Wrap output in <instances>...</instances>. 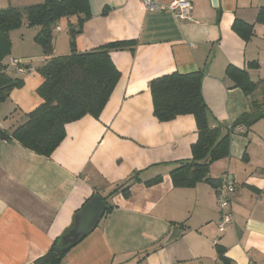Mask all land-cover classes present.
<instances>
[{
	"label": "crops",
	"instance_id": "0c3cea01",
	"mask_svg": "<svg viewBox=\"0 0 264 264\" xmlns=\"http://www.w3.org/2000/svg\"><path fill=\"white\" fill-rule=\"evenodd\" d=\"M88 1L91 16L75 36L77 51L115 40L136 44L110 51L120 77L99 117L67 123L65 137L46 157L11 139V133L42 101L37 68L70 52V36L63 30L76 16L66 17L65 27L56 22L60 31H52L49 55L34 41L35 30L20 34L17 43L33 50L23 53L28 59L21 65L29 69L19 74L23 84L0 102V131L9 135L0 138V264H32L69 228L89 197L105 195L134 171L140 182L130 186L129 196L110 197L114 208L60 264H264V117L248 128L233 127L228 156L209 167L212 179L234 184L233 220L219 232L216 187L206 182L174 187L169 176L191 157L194 118L184 114L159 121L149 91L155 77L200 70L210 126L224 133L241 114L264 113V21H255L264 0H217V6L189 0V20H177L166 7L147 10L140 0ZM170 1L160 0L162 5ZM235 19L253 24L250 39L233 30ZM228 65L245 70L256 83L251 93L235 86ZM156 175L160 182L144 184ZM174 227L181 230L178 237L164 243ZM158 243L160 248L138 261L142 250Z\"/></svg>",
	"mask_w": 264,
	"mask_h": 264
},
{
	"label": "trees",
	"instance_id": "16d2710c",
	"mask_svg": "<svg viewBox=\"0 0 264 264\" xmlns=\"http://www.w3.org/2000/svg\"><path fill=\"white\" fill-rule=\"evenodd\" d=\"M70 16H76V22L70 24V27L75 28L69 41L70 52L51 56L37 68L43 77L37 88L42 101L25 114V120L11 133V139L46 157L51 155L65 137L67 123L84 115L99 117L120 77L110 51L125 47L132 49L136 41L115 40L94 49L77 51L75 36L81 32L83 23L91 16L88 0H44L23 7L0 8V102L9 96L11 90L23 84L18 67L25 66L20 62L18 66H14L2 61L11 50L9 31L22 24L34 27V41L49 55L52 53V29L59 19ZM255 21H264V7L258 11ZM232 28L244 40L253 35V24L235 19ZM226 74L245 94L251 93L256 87V83L249 79L245 70L228 65ZM201 77L200 70L189 73L171 72L149 82L153 115L159 121H169L184 114H191L195 121L197 138L191 144L190 159L181 162L169 172L174 187H193L199 182H206L213 187L219 186L221 181L209 176V167L212 162L228 156L229 137L233 127L244 125L248 128L264 117L263 112L255 109L241 114L227 132L223 133L219 126H210L209 110L201 93ZM161 178V175H156L145 180L144 184H156ZM135 182H140L139 171L132 172L126 179L116 183L105 195L99 194L106 204L103 215L114 208L108 199L116 193L128 197L130 186ZM59 237L32 264H60L74 244L61 246ZM160 247L161 243H158L142 250L138 261ZM217 249L222 254V249Z\"/></svg>",
	"mask_w": 264,
	"mask_h": 264
},
{
	"label": "water",
	"instance_id": "95a60500",
	"mask_svg": "<svg viewBox=\"0 0 264 264\" xmlns=\"http://www.w3.org/2000/svg\"><path fill=\"white\" fill-rule=\"evenodd\" d=\"M213 6H217V0H211ZM75 28H69L67 31L70 38L73 36ZM9 135L0 131V138L6 139ZM105 202L98 194L92 195L74 214L69 228H67L59 237V244L73 245L80 239L89 234L98 224L105 210ZM180 229L174 227L168 237L164 240L167 243L178 237Z\"/></svg>",
	"mask_w": 264,
	"mask_h": 264
},
{
	"label": "built area",
	"instance_id": "2783aa9c",
	"mask_svg": "<svg viewBox=\"0 0 264 264\" xmlns=\"http://www.w3.org/2000/svg\"><path fill=\"white\" fill-rule=\"evenodd\" d=\"M142 5L150 11L165 10L168 8L177 20H189L192 14V4L189 0H171L168 4L162 5L160 0H140ZM60 31V27L55 26L52 31ZM48 60V59H47ZM11 64L18 66L19 61L12 59ZM29 69L18 67V72L27 73ZM234 191V184L231 179L225 178L222 183L216 187V199L220 207V218L217 222L219 232H224L227 224L231 223L233 218L229 208V200Z\"/></svg>",
	"mask_w": 264,
	"mask_h": 264
},
{
	"label": "rangeland",
	"instance_id": "374dc122",
	"mask_svg": "<svg viewBox=\"0 0 264 264\" xmlns=\"http://www.w3.org/2000/svg\"><path fill=\"white\" fill-rule=\"evenodd\" d=\"M34 0H0V8H5L8 6H16V7H23V6H27L30 5L29 3H31ZM11 4V5H9ZM57 22L62 23L63 27L66 26V19L65 18H61L59 19ZM35 30L34 27H29L25 24L20 25L19 27L13 28L9 31V38L11 41V50L9 52V54L5 55L3 60L4 63H8L11 62L12 59H16L17 61H19L20 63H24L28 58L23 55V53H31L32 52V45L25 43L24 45H19L17 42L19 40H21L20 34L24 33L27 34L28 32H33ZM36 31V30H35ZM64 34L66 36H68V32L66 30V28H64L63 30ZM12 42H13V48H12ZM13 57V58H12Z\"/></svg>",
	"mask_w": 264,
	"mask_h": 264
}]
</instances>
